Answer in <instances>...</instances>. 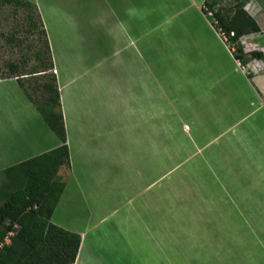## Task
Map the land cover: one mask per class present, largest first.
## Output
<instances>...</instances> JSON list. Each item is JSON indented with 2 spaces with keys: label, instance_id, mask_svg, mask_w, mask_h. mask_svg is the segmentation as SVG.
<instances>
[{
  "label": "crops",
  "instance_id": "crops-1",
  "mask_svg": "<svg viewBox=\"0 0 264 264\" xmlns=\"http://www.w3.org/2000/svg\"><path fill=\"white\" fill-rule=\"evenodd\" d=\"M34 1L70 153L51 221L81 236L75 264H264V56L235 57L210 0L179 17L153 0ZM246 10L262 32L241 42L264 55V4ZM61 144L0 79V176Z\"/></svg>",
  "mask_w": 264,
  "mask_h": 264
},
{
  "label": "trees",
  "instance_id": "trees-1",
  "mask_svg": "<svg viewBox=\"0 0 264 264\" xmlns=\"http://www.w3.org/2000/svg\"><path fill=\"white\" fill-rule=\"evenodd\" d=\"M4 1L7 3L15 2L19 5L24 3L22 1H25L38 11L37 5L27 0ZM205 5H209L213 9L215 4L206 2ZM245 6V4L241 5L234 14L224 15L221 12L214 14L216 24H220L219 29L222 32L228 36L234 33L230 40L234 44L241 43L244 36L262 32L259 24L247 12ZM43 34L47 38L46 46L48 50V59L42 60L45 68L41 71L28 73V75H46L45 73L50 69H55L45 28ZM250 55L254 59H262L264 56L259 51H254ZM235 57L241 60L236 50ZM17 80L62 144L52 151L6 171V176L12 181L18 175H22L26 178L27 184L24 188L18 189L9 195L0 193V228H4L7 234L16 231L11 244L0 246V264H25L26 260H29V263L36 262V258L46 260L47 258L40 256L44 250H48L54 255L49 256L48 259L51 261L46 264L57 263L55 259L53 260V257L57 258V264H75L81 245V236L60 228L51 221L65 189V182L62 181L59 172L62 168L70 166V153L57 75L54 73L51 76V81L43 86L46 94L44 97H47L43 107L37 106L20 82V77ZM17 226L19 228H15Z\"/></svg>",
  "mask_w": 264,
  "mask_h": 264
},
{
  "label": "rangeland",
  "instance_id": "rangeland-1",
  "mask_svg": "<svg viewBox=\"0 0 264 264\" xmlns=\"http://www.w3.org/2000/svg\"><path fill=\"white\" fill-rule=\"evenodd\" d=\"M27 1L36 4L34 0ZM153 1H160L159 9L165 12L168 17L176 15V17H179V14H181V16L195 15V4L193 0ZM261 1L264 4V0ZM22 2L24 3L19 5L15 2L7 3L4 0H0V79L20 77V82L24 85L25 90L31 95L37 106L43 107L47 98L44 97L46 94L44 93L43 86L51 81L54 70L50 69L45 73L46 75L41 76L28 75V73L34 71L44 70L45 66L42 60L48 59V50L46 46L47 38L43 34V22H41L42 19L39 12L35 7L25 3V1ZM174 2L175 5H173ZM246 2L247 0H210L209 3L215 4L214 8L211 9L209 5H205L204 12L207 13V17L210 21L209 23L212 25L213 29L221 33L219 29L220 24H216L214 14L216 12H221L224 15L234 14L241 5H246ZM154 4L155 3H153V5ZM155 9H158V7L156 6ZM210 13H212V16ZM172 25L180 29L176 32L182 31V21L179 23V18L176 19ZM260 35L261 34L258 35V38H261ZM248 42H250V37L248 38ZM244 46L242 42L235 43L234 45V49L241 58L242 63L244 65L255 63L257 59L252 58L250 54L257 51V49L253 47L252 44L248 50ZM64 174L65 171L63 169L60 171V175L63 176ZM1 177L2 176H0V178ZM26 184L27 180L22 175H18L14 181L4 175V177L0 179V193L9 195L18 189L24 188ZM15 228H19V226ZM15 234L16 231L7 234L4 228H0V246L11 244V240L15 237ZM40 256L47 259L36 258V262L30 263L29 260H26L25 264H46L51 261L48 259L49 256L51 257L54 255L52 252L44 250ZM54 259L58 263L56 260L57 258L53 257V260Z\"/></svg>",
  "mask_w": 264,
  "mask_h": 264
},
{
  "label": "built area",
  "instance_id": "built-area-1",
  "mask_svg": "<svg viewBox=\"0 0 264 264\" xmlns=\"http://www.w3.org/2000/svg\"><path fill=\"white\" fill-rule=\"evenodd\" d=\"M210 15L212 16V13H210ZM217 23V22H216ZM220 32H221V34H222V37L224 38V40H226V41H228V42H230L231 44H232V46L234 47V43H232L230 40H231V38L234 36V33H231V36H228L226 33H224V32H222L221 30H220ZM55 74H57L56 72V69H54V71H53ZM2 246V245H1Z\"/></svg>",
  "mask_w": 264,
  "mask_h": 264
}]
</instances>
